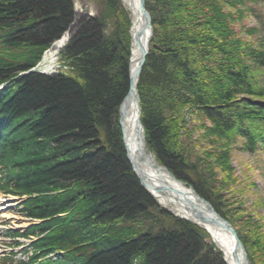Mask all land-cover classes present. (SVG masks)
<instances>
[{"label": "trees", "instance_id": "16d2710c", "mask_svg": "<svg viewBox=\"0 0 264 264\" xmlns=\"http://www.w3.org/2000/svg\"><path fill=\"white\" fill-rule=\"evenodd\" d=\"M163 1L164 15L156 17L144 0L161 46L146 57L137 91L146 142L183 181L166 112L196 108L227 133L240 132L246 122L261 132L264 147V84L253 77V69L264 68V46L242 49L232 39L223 0ZM72 20V0H0V191L26 197L21 212L41 220L26 233L41 236L31 259L61 252L42 264H223L199 255L194 227L185 221L164 232L111 237L112 226L138 217L153 221L151 211L158 210L111 130L128 90L116 43H108L94 18L83 20L64 49L77 77L18 76ZM243 135L252 151L257 138ZM194 189L209 201L205 190L195 183Z\"/></svg>", "mask_w": 264, "mask_h": 264}, {"label": "rangeland", "instance_id": "374dc122", "mask_svg": "<svg viewBox=\"0 0 264 264\" xmlns=\"http://www.w3.org/2000/svg\"><path fill=\"white\" fill-rule=\"evenodd\" d=\"M72 3L73 20L63 32L64 34L69 33L70 36L61 48L47 59L44 58V54L48 51L44 53L40 63L33 70L47 76L61 73L69 77H77V70L74 68L75 66H71L70 60L65 58L64 49L76 33L80 23L83 20L94 18L98 21L100 32L108 43H116V51L120 60L126 61L124 64H126L127 75H129L131 20L129 14L125 13L126 16H123L121 11L123 4L120 0H72ZM164 5L163 0H147V6L156 17L164 15ZM222 6L232 39L238 41L242 49L252 48L257 51L264 46V0H223ZM152 34H154L153 29ZM160 46L159 37L152 35L144 62L150 53L154 54L153 49L158 50ZM19 58H23V54ZM204 65L206 68L211 67L210 62L204 61ZM199 67L201 68V66ZM141 70L137 79H139ZM253 77L258 85L264 84V68L253 69ZM205 82L210 84L209 81ZM118 108L111 118V130L118 131L121 139ZM139 110V121L144 135H146L140 118V99ZM163 116L171 146L181 156L184 163L183 171H181L184 173L185 180L181 182L191 187L195 192L194 183L205 190L209 195V201L205 199L204 201L229 222L242 239L240 242L248 263L264 264V147L260 144L261 137L259 135L261 132L246 122L243 125L238 123L242 127L240 132L227 133L223 129L221 131L215 128L214 123L206 119L196 108L181 107L176 114L166 112ZM227 116L232 117V115ZM249 132H252L253 139L257 138L253 141L252 151L248 150L247 139L243 135ZM144 140L147 153L152 156L161 169L168 171L162 163L158 162L145 137ZM125 158H127V154H125ZM168 173L173 175L169 171ZM137 180L142 187L141 181ZM153 201L158 209L151 211L154 216L153 221L145 217H138L130 223L116 224V227L112 226L110 230L115 231L121 237L125 238L130 235L128 238H131L146 232H164L181 224L180 219L167 212L168 210L162 208L154 199ZM17 202L11 197L0 194V257L4 253H9L12 243H14L4 234L11 231L12 228L22 229L29 223L18 213ZM187 223L192 224L189 221ZM193 227L200 243L199 255L208 258L210 254V257L217 261L219 257L213 253L206 234L199 227ZM134 264L140 263L135 262Z\"/></svg>", "mask_w": 264, "mask_h": 264}, {"label": "bare ground", "instance_id": "6f19581e", "mask_svg": "<svg viewBox=\"0 0 264 264\" xmlns=\"http://www.w3.org/2000/svg\"><path fill=\"white\" fill-rule=\"evenodd\" d=\"M120 2L123 4L122 14L124 16H126L125 13L129 14L131 20L129 72L132 76V88L128 91L127 100L121 101L118 108L119 128L125 154L132 163L134 172L146 188L147 192H145L151 195L152 197H150L162 208L167 209V212L180 219L179 221H189L192 226L202 229L209 240L213 253L219 257L218 260L223 264H249L240 237L232 225L191 187L161 169L145 149V135L138 118L140 111H138L137 78L140 56L147 47L149 28L142 18L140 0H120ZM69 36V33H65L57 42L53 43L44 58L47 59L59 50ZM75 207L74 209H76ZM102 234L105 236L104 233ZM115 234L116 232H113L111 237L113 238ZM210 260L216 262L212 257Z\"/></svg>", "mask_w": 264, "mask_h": 264}, {"label": "water", "instance_id": "95a60500", "mask_svg": "<svg viewBox=\"0 0 264 264\" xmlns=\"http://www.w3.org/2000/svg\"><path fill=\"white\" fill-rule=\"evenodd\" d=\"M140 11L142 13V18L143 20L145 21V23L148 25V28H149V34H148V39L146 41V44H147V47H148V44H149V41H150V38L152 36V26H151V23H150V18L148 16V13L146 11V8H145V3H144V0H140ZM147 47L144 49V51H142L141 53V56H140V63H139V72L141 70V67L144 63V57L146 56V53H147ZM130 63H131V59H129V64L128 66H130ZM138 72V74H139ZM132 88V76L130 75V72H129V75H128V91L131 90ZM128 96V92L126 94V96L124 97V99L122 100L123 102L127 100V97ZM140 111V110H138ZM139 118V117H138ZM128 160V163L130 165V168H131V171L132 173L134 174V176L139 179V177L137 176V174L134 172V169H133V165L132 163L130 162V160L128 159V157L126 158ZM165 171H167L166 169H164ZM168 172V171H167ZM170 174V173H169ZM140 180V179H139ZM142 183V182H141ZM142 185V188H144L146 190V188L144 187L143 184ZM147 191V190H146Z\"/></svg>", "mask_w": 264, "mask_h": 264}]
</instances>
